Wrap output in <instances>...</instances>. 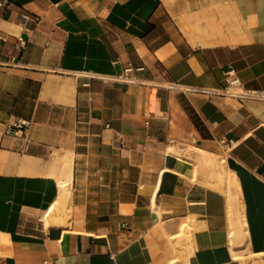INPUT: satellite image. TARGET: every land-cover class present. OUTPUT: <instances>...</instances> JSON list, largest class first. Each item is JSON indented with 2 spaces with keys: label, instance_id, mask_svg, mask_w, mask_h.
Wrapping results in <instances>:
<instances>
[{
  "label": "crops",
  "instance_id": "0c3cea01",
  "mask_svg": "<svg viewBox=\"0 0 264 264\" xmlns=\"http://www.w3.org/2000/svg\"><path fill=\"white\" fill-rule=\"evenodd\" d=\"M6 1L0 264L264 257V103L209 93L264 88V0Z\"/></svg>",
  "mask_w": 264,
  "mask_h": 264
},
{
  "label": "built area",
  "instance_id": "2783aa9c",
  "mask_svg": "<svg viewBox=\"0 0 264 264\" xmlns=\"http://www.w3.org/2000/svg\"><path fill=\"white\" fill-rule=\"evenodd\" d=\"M8 5L6 0H0V6ZM26 19V17H23ZM133 70H141V68H132L130 65L124 68L123 74L117 79L121 82L132 83L134 79L131 77ZM225 84L218 90L209 91L210 94H216L226 99H232L239 103L253 102L264 103V88H247L242 85L238 79L235 70L231 66H227L224 69ZM26 121H17L11 128L20 129L25 126ZM11 128L7 130L10 132Z\"/></svg>",
  "mask_w": 264,
  "mask_h": 264
},
{
  "label": "rangeland",
  "instance_id": "374dc122",
  "mask_svg": "<svg viewBox=\"0 0 264 264\" xmlns=\"http://www.w3.org/2000/svg\"><path fill=\"white\" fill-rule=\"evenodd\" d=\"M215 165H218V163L214 162L212 166L204 163L203 165H201V168L203 166L204 171L207 172L208 170H213L214 167H216ZM217 178L220 181L218 188L221 191H223L225 195H231L232 197H235L236 192H237V185L235 184L232 177L228 173H225V174L220 173V174H217ZM257 256L258 255H253V256L243 258L239 255L241 264H251L252 260L257 259V258L264 260V257H261V256L257 257Z\"/></svg>",
  "mask_w": 264,
  "mask_h": 264
},
{
  "label": "bare ground",
  "instance_id": "6f19581e",
  "mask_svg": "<svg viewBox=\"0 0 264 264\" xmlns=\"http://www.w3.org/2000/svg\"><path fill=\"white\" fill-rule=\"evenodd\" d=\"M217 185H218L217 183L213 182V183L210 185V189L215 188ZM49 209H50V208H49ZM48 211H49V212L47 213V215L43 217V219H44V221H45L46 224H48V223L51 222L52 217H53V216L55 215V213H56V207L53 206V207H52L50 210H48ZM61 213H62V212H61ZM60 218L62 219L63 216H61ZM54 219H55V218H54ZM63 223H64V222H63ZM231 228H232V227H231ZM229 229H230V227H229ZM230 233H232V230H230ZM231 235L233 236V234H231ZM231 235H230V237H231ZM233 257H235L237 260L240 261V257H239L238 254H234Z\"/></svg>",
  "mask_w": 264,
  "mask_h": 264
}]
</instances>
